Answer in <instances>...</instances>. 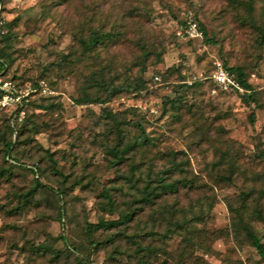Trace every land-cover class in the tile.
<instances>
[{
  "label": "rangeland",
  "instance_id": "374dc122",
  "mask_svg": "<svg viewBox=\"0 0 264 264\" xmlns=\"http://www.w3.org/2000/svg\"><path fill=\"white\" fill-rule=\"evenodd\" d=\"M1 1L0 18L10 22V39L2 44L8 53L4 77L22 87L44 80L52 93L30 94L24 120L16 121L26 124L12 153L16 158L4 157L0 140V169L9 170L0 175V264H79L78 257L86 264H141L137 245L121 228L139 241L148 228L156 231L159 250L152 264H264L246 231L235 225L238 210L264 243V0L252 1L251 14L247 0ZM189 11L212 42L178 39L177 25ZM96 28H118L123 41L83 53L77 35ZM142 46L166 52L160 60L154 55L145 60ZM215 61L241 67L255 100L232 90L213 93L207 83L161 116L163 98L173 99L182 80L209 75ZM94 77L114 81L118 94L104 105L79 104L84 89L106 97ZM140 78L148 91L120 88ZM103 107L130 138L144 114L148 120L149 144L117 165L108 150L116 141L115 122ZM4 118L0 115L2 128ZM170 152L183 164L172 180L186 175L195 184L166 195L159 211L158 205L140 201L139 189L149 172L154 177L169 168ZM230 172L231 181L219 178ZM38 181L45 186L38 187ZM33 188L28 201L21 197ZM53 189L65 192L60 197ZM106 192L118 211L136 209V216L120 228L89 229L101 217H119L103 208ZM202 205L204 220L195 224L200 244L186 249L178 234L163 239L169 219L190 218ZM144 238V243L151 240ZM40 245L52 250H38ZM53 252L59 253L56 260Z\"/></svg>",
  "mask_w": 264,
  "mask_h": 264
},
{
  "label": "trees",
  "instance_id": "16d2710c",
  "mask_svg": "<svg viewBox=\"0 0 264 264\" xmlns=\"http://www.w3.org/2000/svg\"><path fill=\"white\" fill-rule=\"evenodd\" d=\"M232 2H238V0H231ZM253 0H247L245 1V10L247 13L251 14L253 11ZM0 0V4H1ZM193 13V18L198 22L201 29L204 31V36L202 38H188V37H180L178 35L179 29L186 25L189 19L188 13L185 14V17L181 19L177 25V31L176 36L178 39H184L187 42H190L192 40H198V39H206L208 42H212L211 38H208V31L205 27V25L198 21L196 14ZM1 16V15H0ZM10 22L5 23L4 30L5 33L2 34L0 27V68L4 71V73L7 71L8 66L5 62V59L8 57L7 53V47L2 46V44H6L10 39V29H9ZM123 33L120 29H114V30H101L99 28L92 29L88 32L87 35H84L83 33L77 35V40L79 42V46L82 48L83 53L92 52L94 54L98 53L99 48L101 47H108L109 45H117L121 43L120 41L123 38ZM123 41V40H122ZM142 57L147 60L151 55H154L157 59H162V55L165 54L166 49L158 50L157 48H148L142 46ZM226 69L234 71L237 75V78L241 82L242 86L245 89V93L242 95L243 99H247L249 102L255 100V91L253 84L249 81L247 74L244 72V70L241 67L238 66H229L227 63H223ZM214 71L213 69L210 71L212 73ZM13 79H16V77H13ZM95 84L98 85L102 90L106 91V97L102 98L100 97L99 93H90L88 89H84L83 95L77 99V102L79 104H89V103H100L104 105L105 103L112 100V97L117 95L119 92L118 87L115 85L114 81L112 80H106L105 78L97 79L94 77ZM207 83H209V89H213L215 84L212 79L205 78L202 80H199L191 85L187 83V81L184 79L181 81V83H178L176 85V95L173 99L169 97L163 98V111L161 116L167 115L169 112L168 107H176L180 106L182 104V101L186 98L188 93L192 90H196L198 88H204ZM121 89H128L133 92H146L148 91L149 87L146 86V82L143 79H137L136 81H131L128 84L121 85ZM236 93H239L237 90H232ZM219 92H226L225 90H219ZM2 92L0 91V96ZM49 96V95H44ZM45 105H39V108H43ZM53 104L51 105V107ZM45 108H49L47 105ZM103 114L107 119L112 120L115 122V125L111 128L115 127V130L117 132L116 141L113 143V145H110L108 147V150L110 154L113 157L112 163L114 165L119 164L122 160L126 159L127 154L131 153L133 149L136 147H145V145H148L150 142V138L146 132V128L144 126V123L147 120V116L144 114L137 122L136 126L139 128V132L134 135L133 138H130L127 136L124 130L120 128V121L117 120V116H114L115 114L108 108L103 107ZM0 115H3L5 118V125L4 128L0 127V140L4 144V148L2 149V153L4 157H11L16 158L12 155L13 151H15L19 139L21 136H24L26 129V124L23 122L22 124L18 125L16 121L13 119V114L9 113L8 111L0 112ZM256 120L255 113H252L251 115V121L254 123ZM26 121V120H25ZM114 128L111 130L113 131ZM23 143H29L28 141H24ZM170 160L171 164L169 165V168L163 169L159 172H157L156 176L153 177L151 172L148 173V175L145 177L143 181V185L139 189V195H140V201H142L144 204L148 205L149 207L154 208L155 205L159 206V211L161 209H165V206L159 201L163 200L166 195L169 193H175L178 191L179 186L182 185L183 187H190L192 188L195 184V181L193 179L188 178L186 175H182L179 178L171 177L172 172L176 171L177 169H180L183 167L182 162L177 161L176 157L177 154L170 152L166 154ZM134 167V166H133ZM178 167V168H177ZM37 168V167H35ZM234 168L233 165L229 168ZM31 169H34L31 168ZM149 169L151 170V165L149 166ZM152 171V170H151ZM9 173V170L6 168L0 169V175L4 176ZM8 176V175H7ZM220 179L231 181L232 180V173L228 175H219ZM43 187L42 183L38 181V187ZM36 188H33L32 190L28 191L27 193H24L21 197L25 198L26 201L29 200L31 196L34 195V191ZM54 190V189H53ZM55 191V190H54ZM60 197L64 194L65 191L57 189L55 191ZM105 200V203L103 201V208L105 210H108L109 212H116L118 211V208L116 207L115 201L113 200L111 194L109 192H106L103 194ZM137 198L134 200L135 202ZM24 206V205H22ZM211 206V205H210ZM232 208V207H231ZM233 209V208H232ZM127 209L124 211H118L119 217L117 219H111L107 220L104 217H101L99 219V222L89 223V229H99V228H110V227H117L120 228V226H127L129 222L134 220V216L136 209ZM235 212H238L237 221H235L236 229H240L242 227L243 230L246 231V234L251 238L252 244L257 248L259 254L264 258V243L262 242V239L260 236H258L255 232H253L250 227L245 223L244 217H242L241 213L236 210ZM205 216V209L204 205H202V208L200 209L199 213H194V215L190 218L183 215L181 217H177L174 219H169L167 228L164 230L163 233H160L163 237V239L171 238L174 234H178L182 236L183 242H185V248L188 247L192 248L196 245L200 244L198 243L197 237H199L198 228L195 226L196 222L204 220ZM92 231V230H91ZM90 231V233H91ZM119 232L125 234L126 237H129L132 239L133 243L137 245L136 252L139 255V261L141 264H152V258L158 255L159 247L154 245V235L156 234V231L154 229L148 228L146 232L141 234L142 240H138L136 236L137 234L128 235L127 233H124L123 228L119 230ZM150 238V242L144 243L145 237ZM91 244L97 245L98 242L91 240ZM38 250L48 251L52 250L50 245H40ZM185 250L181 251L180 257L183 256ZM54 260H56L59 256V253L56 252L54 254ZM78 263L79 264H86V259L83 257H78Z\"/></svg>",
  "mask_w": 264,
  "mask_h": 264
},
{
  "label": "built area",
  "instance_id": "2783aa9c",
  "mask_svg": "<svg viewBox=\"0 0 264 264\" xmlns=\"http://www.w3.org/2000/svg\"><path fill=\"white\" fill-rule=\"evenodd\" d=\"M189 19L186 25H183L179 31L178 35L180 37L188 38H202L204 36V31L201 29L198 22L193 18L192 11L188 12ZM6 21L3 18H0V27L2 28L1 33L4 34V25ZM156 80H160L159 76L155 77ZM210 78L213 80L215 86L213 88V93H217L219 90H237L240 93L244 94L245 89L242 86L241 82L237 78V75L234 71L226 69L224 64L221 61L214 62V71L207 76L195 77L192 80H187L189 85L205 79ZM0 91L2 92L0 96V112L8 110L13 114V119L17 122L24 120L26 116V111L24 106L29 100L31 93L35 91H40L45 94L52 93L49 87L46 85L45 81L42 80L35 87H22L17 84L14 80L5 78L4 71L0 68ZM157 110L151 108V112H156Z\"/></svg>",
  "mask_w": 264,
  "mask_h": 264
}]
</instances>
